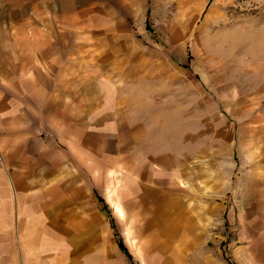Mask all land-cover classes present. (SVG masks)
<instances>
[{"label": "crops", "instance_id": "crops-1", "mask_svg": "<svg viewBox=\"0 0 264 264\" xmlns=\"http://www.w3.org/2000/svg\"><path fill=\"white\" fill-rule=\"evenodd\" d=\"M173 3L0 0V264H264V71L235 97L228 73L176 79L174 26L142 40ZM224 166L237 249L196 255L222 244L201 219L223 209Z\"/></svg>", "mask_w": 264, "mask_h": 264}, {"label": "rangeland", "instance_id": "rangeland-1", "mask_svg": "<svg viewBox=\"0 0 264 264\" xmlns=\"http://www.w3.org/2000/svg\"><path fill=\"white\" fill-rule=\"evenodd\" d=\"M173 4L165 6L169 9L168 11H174L175 20L172 21L170 16L168 19L166 14L163 15L159 12L155 20H150V25L155 34H147L144 37L145 39L143 38L142 40L143 43H148L149 45L157 44L160 48L171 43L177 48L181 45L186 62L180 63L178 61L179 55L174 56L176 79L179 78L181 81L183 77L193 78L194 76L199 82L200 76H215V72L218 70L217 72L220 76H223V73L225 75L228 73L234 77L231 78L233 83L228 79L229 87H237L233 91L228 88L227 92L230 96L233 95L235 97L236 93L240 94V92L246 93L248 89L254 87H248V81L253 78V70L256 68V70L264 71V0H174ZM170 26H174L175 31V41H171V43L167 40V35L170 36L172 33ZM153 35H157L159 37L157 38L158 40ZM179 67H182L184 71L182 69L180 71ZM181 72L183 74H180ZM240 74H243L244 81V84L241 85H239L238 80V75ZM245 82H247V85H245ZM177 86L178 84H176ZM192 86L198 87L199 85L195 83ZM263 86V81L257 82V87L261 88ZM178 87L182 88L183 85ZM210 93L211 91H206L208 101L214 100ZM255 93L264 94L261 90H257ZM237 102L238 100L232 102V105ZM242 104L246 105V103ZM263 104L264 100L261 99L255 106H262ZM240 110H244L243 114L246 117L248 110L244 107H238L231 111L228 110L229 115L222 112L224 120H229L230 117L232 119L235 118V113ZM206 139L207 141L218 140L209 132ZM217 177L219 176L217 175ZM238 177H240V173L236 168L228 169L225 166L223 167L222 184L225 193L223 209L222 211H219L218 208L216 209L215 220L213 217H208L207 219L202 217L201 219L207 222L206 226H208V229L206 233L213 237L217 236V238L221 236L222 244L193 246L196 250L197 248L200 250L196 255L205 247H208L210 251L216 248V250H221L223 254L227 253L228 256L232 251H236V246L234 244L229 245L227 242L231 241V235H236V232H238L236 225H240L238 222L244 221L243 217L247 214L244 211L245 208L240 206L242 198L239 191H242V189L240 188ZM227 185L232 187L228 188L226 187ZM235 189L239 190L236 193V198H234ZM231 206L235 208L233 214L230 210ZM225 210L231 213L227 215ZM230 226H234V229H230ZM198 227V232L201 234L200 238H198V241H200L206 233L205 228L202 229L203 227L199 225ZM238 252H242L240 247H238ZM231 258V264H240L235 257L232 256Z\"/></svg>", "mask_w": 264, "mask_h": 264}]
</instances>
